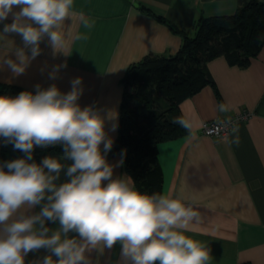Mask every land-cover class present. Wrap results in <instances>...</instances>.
<instances>
[{
  "label": "clouds",
  "instance_id": "1",
  "mask_svg": "<svg viewBox=\"0 0 264 264\" xmlns=\"http://www.w3.org/2000/svg\"><path fill=\"white\" fill-rule=\"evenodd\" d=\"M74 0H0V34L15 33L22 47L0 52V70L7 67L15 76L25 72L40 55V43L47 37L54 52L65 46L60 31L75 15L91 30L95 21L81 11L72 13ZM18 9V10H16ZM75 41L88 36L77 32ZM60 67L53 66L55 79ZM80 77L71 80V90L62 93L55 84L35 93L21 91L15 97L0 96V139L21 151L23 157L0 162V264H25L29 253L46 250L33 264H94L92 253L120 245L118 264H209L204 244L184 234L200 214L179 197L142 193L126 176L113 178L114 167L106 157L113 140L105 131L118 128V112L89 105L81 108ZM218 111L225 112L224 104ZM173 123L191 130V123L177 117ZM208 129V133L217 132ZM231 143L239 144L238 127L233 126ZM62 146V156L33 160L35 147ZM101 145L103 147L101 148ZM70 160L71 164H62ZM70 178L56 183L61 171ZM39 206L38 212L32 210ZM58 225L50 228L48 224ZM72 233L74 235L70 236ZM55 257L56 259H54Z\"/></svg>",
  "mask_w": 264,
  "mask_h": 264
},
{
  "label": "crops",
  "instance_id": "2",
  "mask_svg": "<svg viewBox=\"0 0 264 264\" xmlns=\"http://www.w3.org/2000/svg\"><path fill=\"white\" fill-rule=\"evenodd\" d=\"M238 1L74 0L71 12L82 11L95 21L94 27L85 29L72 15L60 29L65 37L63 49L54 52L45 37L40 55L25 72L15 76L5 67L0 70V83L30 90H35L36 84L42 88L55 84L66 93L71 90V80L80 77L83 91L77 102L81 108L91 105L102 115L108 109L119 114L120 79L127 66L149 53L174 54L180 47V36L155 15L190 32L199 16L232 14ZM11 22L10 15L3 23ZM77 32L88 39L75 41ZM22 46L19 35L0 34V52H8L12 59V49ZM56 65L66 67H60L56 78L50 79L49 72ZM208 69L221 103L214 89L206 85L179 104L182 117L192 127L181 137L157 146L163 175L161 194L179 197L199 212L200 221L193 222L184 234L209 249V264H264V48L246 67L231 66L220 56L209 61ZM220 104L227 111H218ZM241 110L250 112V116L237 124L239 144L231 143L232 132L224 137L201 133L203 121L227 118ZM105 131L114 142L117 129L111 131V123L106 122ZM49 156L59 159L62 154ZM106 159L115 165L120 156ZM64 171L56 183L70 179ZM117 176H126L123 178L133 183L123 165L114 167L113 178ZM39 210L37 206L32 211ZM47 254L44 249L29 253L25 264H33ZM119 256V244L92 253L94 264H118Z\"/></svg>",
  "mask_w": 264,
  "mask_h": 264
},
{
  "label": "trees",
  "instance_id": "3",
  "mask_svg": "<svg viewBox=\"0 0 264 264\" xmlns=\"http://www.w3.org/2000/svg\"><path fill=\"white\" fill-rule=\"evenodd\" d=\"M155 17L181 38L174 54L149 53L127 66L120 79L117 137L106 158L120 156L125 150L123 167L136 189L161 194L162 169L157 158L161 142L175 140L187 130L173 123L182 117L179 104L204 86H211L221 103L208 63L222 56L231 66L246 67L264 48V0H239L232 14L199 16L193 34L178 28L163 17ZM26 89L0 83V96L15 97ZM62 154V146L35 147L33 160ZM12 144L0 139V162L23 157ZM249 264V263H241Z\"/></svg>",
  "mask_w": 264,
  "mask_h": 264
},
{
  "label": "built area",
  "instance_id": "4",
  "mask_svg": "<svg viewBox=\"0 0 264 264\" xmlns=\"http://www.w3.org/2000/svg\"><path fill=\"white\" fill-rule=\"evenodd\" d=\"M249 116L250 112L241 110L240 112H236L235 114L227 118H218L215 120L203 121L200 130L203 135L212 137H224L231 132L233 126H237L239 122L248 119ZM214 127L217 128L218 131L209 134L208 129H212Z\"/></svg>",
  "mask_w": 264,
  "mask_h": 264
},
{
  "label": "rangeland",
  "instance_id": "5",
  "mask_svg": "<svg viewBox=\"0 0 264 264\" xmlns=\"http://www.w3.org/2000/svg\"><path fill=\"white\" fill-rule=\"evenodd\" d=\"M189 34L192 35L193 34V31H190Z\"/></svg>",
  "mask_w": 264,
  "mask_h": 264
}]
</instances>
